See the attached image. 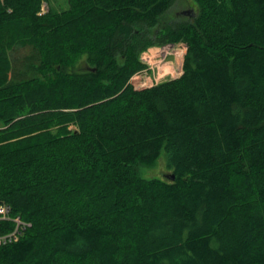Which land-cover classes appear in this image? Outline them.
Returning a JSON list of instances; mask_svg holds the SVG:
<instances>
[{"label": "trees", "instance_id": "1", "mask_svg": "<svg viewBox=\"0 0 264 264\" xmlns=\"http://www.w3.org/2000/svg\"><path fill=\"white\" fill-rule=\"evenodd\" d=\"M44 1L0 2V204L29 224L0 264H264V0ZM166 44L181 74L135 89Z\"/></svg>", "mask_w": 264, "mask_h": 264}, {"label": "rangeland", "instance_id": "2", "mask_svg": "<svg viewBox=\"0 0 264 264\" xmlns=\"http://www.w3.org/2000/svg\"><path fill=\"white\" fill-rule=\"evenodd\" d=\"M49 8H52L57 12L61 11L67 8V1L46 0L42 3L41 13H46ZM190 9L195 10V6L191 0H177L164 19H185L187 17L182 16L181 12ZM162 46L166 47V49L162 48ZM185 51L186 48L182 44L157 45L145 49L139 56V60L143 64L144 68L130 77V84H132L135 89L144 87L148 88L165 80L177 78L181 74ZM28 52V45L26 43H20L13 52L12 57L15 58L20 55L23 56ZM138 77L141 78V81L136 84L132 79H136ZM139 172L140 175L146 179H166V176L171 173L166 168L164 153L161 154L154 167H140Z\"/></svg>", "mask_w": 264, "mask_h": 264}, {"label": "built area", "instance_id": "3", "mask_svg": "<svg viewBox=\"0 0 264 264\" xmlns=\"http://www.w3.org/2000/svg\"><path fill=\"white\" fill-rule=\"evenodd\" d=\"M3 1L4 0H0V2H3ZM39 14H41V11ZM162 48L166 49V47L164 46H162ZM132 80L134 83L138 84L141 81V78L139 77L136 79L133 78ZM129 84H130V81H129ZM144 88H138L137 90L144 89ZM2 221H9L13 223V228L7 233L0 234V246L11 243V242H16L19 239V237L23 234V232L26 230V228L29 226L27 222L22 221L19 217H11L10 209L5 204H0V222Z\"/></svg>", "mask_w": 264, "mask_h": 264}, {"label": "water", "instance_id": "4", "mask_svg": "<svg viewBox=\"0 0 264 264\" xmlns=\"http://www.w3.org/2000/svg\"><path fill=\"white\" fill-rule=\"evenodd\" d=\"M181 15L186 16L187 18H190V17L194 16V10L190 9L187 11H182ZM166 179L171 181L174 179V175L170 174V175L166 176Z\"/></svg>", "mask_w": 264, "mask_h": 264}]
</instances>
